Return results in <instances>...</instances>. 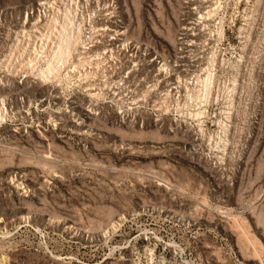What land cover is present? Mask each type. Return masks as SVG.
I'll return each instance as SVG.
<instances>
[{
    "label": "rangeland",
    "instance_id": "1",
    "mask_svg": "<svg viewBox=\"0 0 264 264\" xmlns=\"http://www.w3.org/2000/svg\"><path fill=\"white\" fill-rule=\"evenodd\" d=\"M0 264H264V0H0Z\"/></svg>",
    "mask_w": 264,
    "mask_h": 264
}]
</instances>
